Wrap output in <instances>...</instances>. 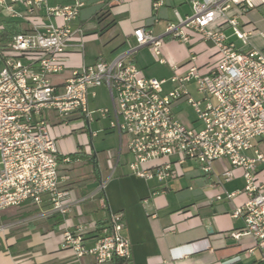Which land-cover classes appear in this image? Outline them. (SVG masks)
Listing matches in <instances>:
<instances>
[{
  "label": "built area",
  "instance_id": "obj_1",
  "mask_svg": "<svg viewBox=\"0 0 264 264\" xmlns=\"http://www.w3.org/2000/svg\"><path fill=\"white\" fill-rule=\"evenodd\" d=\"M162 4L152 0V11ZM82 5L80 0L61 7H49L46 0H0L3 17L29 24L27 31L0 46V213L28 203L39 209L36 220L66 216L94 198L96 194L77 197L67 188L59 174L62 154L41 114L48 111L64 122L79 118L88 123L92 114L88 97L105 87L111 109L96 113L102 118L111 114L109 128L128 137L133 158L130 173L164 186L177 177L176 167L187 161L196 163L205 175L214 173L216 162L227 161L229 168L216 177L218 184L232 179L239 169L247 197L232 214L242 218L244 230L231 236H249L255 248L264 250V181L256 178L258 167L264 165V57L250 46L252 32L242 29L239 21L243 12L264 7V0H194L189 16L167 24L164 36L186 43V30L192 29L218 56L207 74L200 73L193 55L183 74H177L179 67L173 65L172 89L167 93L165 80L149 78L129 62L140 48L148 47L164 63L163 37L142 27L133 31L134 45L112 61L82 65L60 85L52 81L64 71L66 52L84 48L83 28L71 24ZM41 11L46 21L39 16ZM223 25L243 50L228 41ZM260 35L264 37V32ZM189 84L203 96L201 100L190 96ZM182 99L193 108L199 128L185 126L174 117L172 105ZM108 178L99 180V192ZM7 226L0 224V234ZM125 230L122 214L108 212L104 221L91 220L73 231L65 230L60 245L76 259L90 256L96 264L127 260L131 245ZM91 234L95 240L88 246Z\"/></svg>",
  "mask_w": 264,
  "mask_h": 264
},
{
  "label": "crops",
  "instance_id": "obj_2",
  "mask_svg": "<svg viewBox=\"0 0 264 264\" xmlns=\"http://www.w3.org/2000/svg\"><path fill=\"white\" fill-rule=\"evenodd\" d=\"M80 1L83 5L71 24L83 28L84 48L82 51L69 49L66 52L62 61L63 73L52 79L57 85L62 84L72 70L82 65L110 62L128 50L135 42L133 31L139 27L163 37L161 57L164 63H159L148 47L140 48L129 62L149 78H153L150 75L154 65L164 68L168 77L154 78L165 80L164 93L172 89L170 79L174 74L173 65L179 67L177 74H183L193 55L200 73L207 74L218 61L211 44L202 42L200 35L192 29L186 30L189 37L186 43L164 36L167 24L176 23L178 17L185 18L191 14V3L194 0H162L163 4L156 12L152 11V0H117L113 3L106 0ZM46 2L49 7H61L72 4L74 0ZM261 15H264L263 6L243 12L239 21L242 29L252 32L250 46L264 57V37L260 35L264 32V21ZM39 16L46 21L42 11ZM220 28L229 42L237 49H244L232 32L226 34L231 31L230 28L226 25ZM28 29L29 24L25 20L2 16L0 46H5L13 35ZM167 84L169 88L165 90ZM97 90L104 91L108 104L91 110L90 105L95 103ZM187 90L191 97L192 90L199 96L196 100L203 98L193 84L187 85ZM183 104L189 105L184 99L173 103L174 117L185 126L199 128L196 117L190 126L184 123L180 109ZM100 108L111 109V100L105 87L95 89V96L88 97V109L92 112L88 123L79 118H70L64 122L55 113L48 111L41 114L48 122L50 134L62 154L59 158V174L66 179L67 188L77 197L96 194L98 202L94 205L87 203V200L66 216L37 220L35 217L39 212L31 214L36 207L28 203L19 207V212L24 216L19 221L28 219L27 222L41 223L36 227L31 225V232L27 233V240L32 241L30 244L35 248L32 254L38 262L49 260V264H96L90 256L76 259L70 251L62 249V233L65 230L73 231L78 225H85L91 220L104 221L108 212H120L131 245L130 257L123 260L122 264H264V250L255 248L251 237L243 235L234 239L231 236L232 233L244 230L242 218L232 217L234 211L247 199L242 192L244 181L241 170H234L232 179L218 184L216 177L229 168L227 161L216 162L212 175H205L196 163L187 161L183 166L176 167L177 177L164 186L156 181L140 179L128 169V164L133 160L127 148L128 137H120L109 128L112 115L100 117L96 113ZM102 120H105V126H100ZM93 123L99 125L94 132L91 128ZM100 132L115 134L118 138L117 149L111 150L104 162L92 146L93 138ZM92 161L95 162V170ZM112 166L114 170L111 172ZM105 177H109L102 191L106 209L99 200V180ZM256 178L264 181V165L258 167ZM231 193L236 194L232 199H226L225 195ZM217 196L222 199L217 200ZM94 237L93 234L87 236L88 246L94 243ZM27 247L28 243H25V248L29 249ZM20 258L19 254L0 251V264H19ZM24 260L30 264V259ZM106 264H121V261L113 258Z\"/></svg>",
  "mask_w": 264,
  "mask_h": 264
},
{
  "label": "rangeland",
  "instance_id": "obj_3",
  "mask_svg": "<svg viewBox=\"0 0 264 264\" xmlns=\"http://www.w3.org/2000/svg\"><path fill=\"white\" fill-rule=\"evenodd\" d=\"M262 13V12H261ZM1 15H0V20H1ZM261 19L264 21V15H261ZM231 31H227L226 34H230ZM237 43V42H236ZM239 44V43H237ZM89 62H91L89 60ZM150 77L153 78H166L168 77L166 75L165 69L161 68L157 65H154L152 67V74ZM169 88L168 84L164 86V89L167 90ZM97 93V98L95 100V103L90 105V109L93 110L95 107H103L107 106V97L104 93V91H96ZM192 97L194 100L198 99V95L195 94L192 90ZM182 113V120L186 125H191V121L195 118L194 110L191 106L187 104H183L180 107ZM96 116V115H94ZM106 122L105 120H102L100 123V126H105ZM76 127V126H75ZM92 131L94 132L99 128V125L96 123H93L92 126ZM80 131H78V134ZM85 135V133L83 134ZM87 135V133H86ZM118 145V138L117 136L110 135V134H105L104 132H100L96 137L93 138V148L94 151L99 153V158L102 162L108 158L109 154L111 153V150H116ZM86 149V148H85ZM72 184H69L71 186ZM98 202L97 196H95L93 199H89L87 203H92L96 204ZM32 207V206H31ZM21 209V208H20ZM39 212L38 209L34 208L31 211V214H37ZM23 213L19 212V207L14 208V209H9L7 211H4L0 214V224L2 225H9L7 226V229L5 232L0 234V251L2 252H8L9 254L12 255H17L21 256V261L19 264H26L27 260L30 259V264H49V260L47 261H41L38 262V259L36 256H34L32 253L35 251V248L31 246L33 243L32 241L27 240L29 236L27 233L31 232V225H34L33 227L40 226L41 223L38 221L34 222H27V220H24L20 222L17 225H14V222H18L19 218H23L24 216L22 215ZM40 221V220H39ZM13 224V225H12ZM27 240V241H26ZM26 241V242H25ZM25 243H28L29 249L25 248ZM31 243V244H30Z\"/></svg>",
  "mask_w": 264,
  "mask_h": 264
},
{
  "label": "trees",
  "instance_id": "obj_4",
  "mask_svg": "<svg viewBox=\"0 0 264 264\" xmlns=\"http://www.w3.org/2000/svg\"><path fill=\"white\" fill-rule=\"evenodd\" d=\"M11 27H13V25ZM91 163H92L93 169L95 170V167H96L95 162L92 161ZM99 200L103 203V208L106 209L107 208V205H106V200L104 198L103 192H101L100 197H99ZM119 260L121 261V264H122L123 263V260H121V259H119Z\"/></svg>",
  "mask_w": 264,
  "mask_h": 264
}]
</instances>
